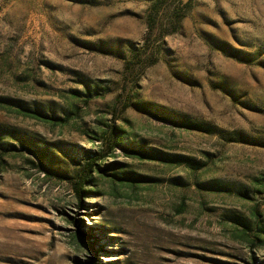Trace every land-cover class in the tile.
<instances>
[{"label": "rangeland", "instance_id": "obj_1", "mask_svg": "<svg viewBox=\"0 0 264 264\" xmlns=\"http://www.w3.org/2000/svg\"><path fill=\"white\" fill-rule=\"evenodd\" d=\"M150 1L0 0V99L64 119L0 104V264H264V0H192L156 63L123 84ZM112 127L187 161L128 157ZM96 151L80 205L73 183Z\"/></svg>", "mask_w": 264, "mask_h": 264}, {"label": "trees", "instance_id": "obj_2", "mask_svg": "<svg viewBox=\"0 0 264 264\" xmlns=\"http://www.w3.org/2000/svg\"><path fill=\"white\" fill-rule=\"evenodd\" d=\"M192 0H151L150 5L148 6L146 12L144 13V23L145 30L141 41L136 45H128L127 56L124 59L122 64L121 73L123 84L130 82L132 78H135V72L141 70L145 66H150L156 63L158 60L159 53L164 48V37L178 31L180 29V23L182 18L187 14L191 8ZM119 46L115 47L116 51ZM101 50V49H98ZM85 95H90L89 90L86 87ZM76 93V91H75ZM99 94V93H97ZM129 94H127L121 100L120 110L125 109L127 106H130L129 103ZM119 98L117 99V102ZM10 102L8 99L1 98L0 104ZM2 106V105H0ZM8 106V105H6ZM9 106H15L14 111L17 114L23 115L26 118L35 119L42 121L43 123H53L56 120L62 122L64 119L54 116H48L43 114L42 111L37 109L25 108L17 103H10ZM132 106L138 111L145 112L150 114L157 119L162 120V122H167L174 127L185 128L189 130L197 131H208L209 129L203 125L197 124L196 122L190 121L185 117H180L172 112L165 111L162 107L155 106L146 102H137L133 103ZM8 109H11L7 107ZM121 132L118 128L112 127L110 132L107 133V142L110 146H119L123 149L128 157L144 159V160H156L161 161L162 163H182V161H187L186 157L179 155L166 154L162 153L153 148H147L143 144H136L133 141H122L121 136H118L117 133ZM246 138V137H245ZM248 139V138H247ZM250 141V140H249ZM25 144V143H24ZM23 144V145H24ZM26 146V147H25ZM24 147L28 150L29 153L36 156L40 161H44L47 158L46 150L41 149V147H30L25 145ZM112 148L110 149V151ZM109 151V152H110ZM102 153L96 151L91 153V156L86 160L85 164L81 167L79 174L77 175V181L73 183L74 191L77 198L79 199V204L82 205L81 196L85 193L81 188L82 184L89 182L90 173L92 168L97 166L96 169L100 171L101 169L96 164V161L101 158ZM74 226L78 228V224L83 222L81 220L76 221L73 219ZM78 223V224H77ZM79 233L82 234V237L90 243V246L95 244L93 240H89L90 237L87 233H83L78 229ZM92 231V230H90ZM90 235V234H89ZM98 246L97 248H99ZM87 264H93V259L88 261Z\"/></svg>", "mask_w": 264, "mask_h": 264}]
</instances>
